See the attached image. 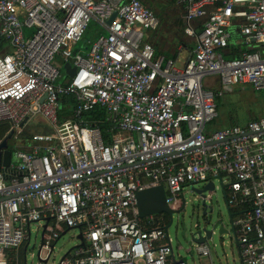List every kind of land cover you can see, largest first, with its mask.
<instances>
[{
  "label": "built area",
  "instance_id": "built-area-1",
  "mask_svg": "<svg viewBox=\"0 0 264 264\" xmlns=\"http://www.w3.org/2000/svg\"><path fill=\"white\" fill-rule=\"evenodd\" d=\"M177 4L196 42L180 68L147 39L160 23L140 0H0V123L13 131L10 162L0 165V264H12L31 223L43 233L42 258L61 231L79 230L59 264H186L172 259L153 216L138 217L136 193L161 185L176 208L184 185L215 189V180L241 264H264V116L208 128L216 94L264 90V0ZM90 21L101 33L74 52ZM234 39L242 47L225 58ZM66 64L73 73L64 76ZM209 75L218 93L204 87ZM96 108L105 131L85 116ZM35 117L50 131L20 138ZM195 251L210 255L206 243Z\"/></svg>",
  "mask_w": 264,
  "mask_h": 264
},
{
  "label": "rangeland",
  "instance_id": "rangeland-1",
  "mask_svg": "<svg viewBox=\"0 0 264 264\" xmlns=\"http://www.w3.org/2000/svg\"><path fill=\"white\" fill-rule=\"evenodd\" d=\"M158 15L156 13V16ZM100 33L99 26L94 21H90L82 40L73 47V51L78 52L80 49H84ZM84 42L85 44H83ZM61 72L63 75L65 74L62 67ZM207 78L210 79L208 82H206ZM215 78V75L206 76L203 81L204 87L215 89L218 85ZM63 79H59L57 82H61ZM65 100L62 108L69 113L73 108V96L69 95ZM263 113L264 90L253 93L250 89L232 88L227 92L222 91L218 99L219 117L208 125V128H218L217 125L219 127L226 126L230 122L243 124L249 117L261 116ZM49 131L47 123L42 118L35 117L26 124L22 132L28 134L29 132ZM9 146L11 148L10 144ZM213 184L215 189L208 190L203 194H197L195 190L201 191L207 185L205 182L196 183L192 188L189 185H184L181 204L179 207L172 208L175 212L172 214L171 222L164 227L167 238L170 239L169 246L173 260L184 258L186 264H204L205 260L209 261V264L210 262L212 264H241L237 243L231 232L229 211L221 185L218 180H215ZM162 218L163 216H158V219ZM221 227L226 232L220 233ZM29 229L30 239L24 243L26 245L25 264H39L36 254L40 247L42 230L35 223H31ZM204 230L213 232L207 242L211 259L209 256L200 257L196 251L191 252V248H195V244L189 242L198 231L203 232ZM62 233L61 231L48 261L40 264H59L61 258L79 244L80 241L76 238L79 233L78 229H70L65 234ZM13 250L16 249L10 250L9 253ZM15 263L24 264L23 257L21 256L17 262L15 260Z\"/></svg>",
  "mask_w": 264,
  "mask_h": 264
},
{
  "label": "crops",
  "instance_id": "crops-1",
  "mask_svg": "<svg viewBox=\"0 0 264 264\" xmlns=\"http://www.w3.org/2000/svg\"><path fill=\"white\" fill-rule=\"evenodd\" d=\"M140 1L146 7H148L155 15H156V13L159 14L157 16L159 19V23H160L159 27L155 31L148 32L147 33V39L152 42L157 54H161L165 57L174 58L177 62L176 66L179 68L182 67V65L189 58L192 57V50L195 47L196 42L194 39L187 37L183 33L184 25H183V22L181 19V9H180L179 5L177 4V0H140ZM234 38L237 41L238 36L235 35ZM235 39L232 42H235ZM83 44H85V42ZM86 44H87V42H86ZM240 47L241 46H239L238 49ZM209 80L210 79L207 78L206 82H208ZM215 81L218 83V85L215 89H219V82H218L217 77L215 78ZM236 88H238V87H236ZM215 89H212V90H215ZM239 89L248 90L250 88L248 86H244V87H239ZM253 93H255V92H253ZM216 104L218 106V102ZM217 112H218V107H217ZM262 116H264V113L261 116L249 117V119L246 122H244L243 124H238L236 122H230V124H228L226 126L219 127L217 125L216 127H218V128L214 127L212 129H221V128L228 127L231 125H244L249 120L256 119V118H259ZM218 117H219V115L217 116L216 119H218ZM26 124L23 126L22 130H24ZM37 133H46V132H37ZM37 133L29 132L28 134L33 137ZM30 141H31V139H30ZM24 243L18 249L13 250L9 253L12 264H16L15 260L17 262L21 256L24 259L25 249H26V245ZM237 247H238V245H237ZM238 252H239V250H238ZM209 259H211V254L209 255ZM204 264H209V261L205 260ZM210 264H212V262H210Z\"/></svg>",
  "mask_w": 264,
  "mask_h": 264
},
{
  "label": "water",
  "instance_id": "water-1",
  "mask_svg": "<svg viewBox=\"0 0 264 264\" xmlns=\"http://www.w3.org/2000/svg\"><path fill=\"white\" fill-rule=\"evenodd\" d=\"M115 15H112L110 20L108 21V24L111 23ZM64 70L67 74L71 75L73 73V69L70 68L69 64L64 65ZM13 135V131L10 130L9 133L1 140L0 142V165L7 166L10 162V151L8 150V141L11 139ZM194 190V189H193ZM208 190H213L212 184H207L201 191L195 190L197 194H203L204 192ZM136 203H137V211H138V217L139 218H147L149 216L154 215H161L166 214L169 217V222H171L172 214L175 212L174 209H172L167 204V199L165 195V191L163 186H155V187H149L146 189H143L141 191H138L136 193ZM228 209V208H227ZM219 224V223H218ZM165 227V226H164ZM165 230V228H163ZM68 230H65L62 234H65ZM220 233L226 232L222 227L220 228ZM212 231H198L192 238V241L189 243H194L195 246L207 243L209 239L211 238ZM78 240H81V234H78L76 237ZM30 239V233L29 238ZM57 241V240H56ZM56 241L53 242L52 245L49 247V252L46 258H42V250H43V233L41 234V243L40 247L37 251L36 257L38 260V263H46L53 252L54 245ZM194 247L191 248V251ZM182 261L185 262L186 259L182 258ZM24 264H25V257H24Z\"/></svg>",
  "mask_w": 264,
  "mask_h": 264
},
{
  "label": "trees",
  "instance_id": "trees-1",
  "mask_svg": "<svg viewBox=\"0 0 264 264\" xmlns=\"http://www.w3.org/2000/svg\"><path fill=\"white\" fill-rule=\"evenodd\" d=\"M229 48H230L231 52L225 54V58L236 57L237 56L236 49H238L237 44L236 43L233 44V42H232L231 45L229 46ZM213 91L215 93H218L219 89H215ZM65 98L66 97H63V104L66 101ZM218 99H219V95L216 94V103L218 102ZM64 110H65L64 108H62L60 110L59 116L62 119L64 118V114H65ZM85 116L87 117V119H89V120L93 121L95 124L99 125V127L103 131H105L109 127V122H106L105 113L102 109L96 108L93 111L86 113ZM8 131H9V125L6 123H0V139H3L7 135ZM22 131L19 134L20 138L26 139L27 141H30V139H32V136H30L29 134L23 133ZM10 145L13 146V141H11ZM230 214L233 216L234 212L230 211ZM158 216L159 215L153 216V224L150 227L164 228V226L168 223V216L166 214L161 215V216H163L162 219H158Z\"/></svg>",
  "mask_w": 264,
  "mask_h": 264
}]
</instances>
